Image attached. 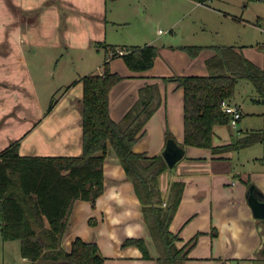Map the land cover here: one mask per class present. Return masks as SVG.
Here are the masks:
<instances>
[{"label":"crops","instance_id":"crops-1","mask_svg":"<svg viewBox=\"0 0 264 264\" xmlns=\"http://www.w3.org/2000/svg\"><path fill=\"white\" fill-rule=\"evenodd\" d=\"M183 1L191 2L193 8H211L195 0ZM108 6L109 0H0V151L20 140L22 155L81 154L84 94L81 77L102 74L105 59H109L111 71L124 76L110 92V112L114 120L123 119L140 98L143 87L158 86L161 104L146 123L145 134L134 145L136 152L148 156L163 155L169 140L168 130L170 139L179 146L183 147L185 139L184 88L163 77L209 74L207 60L215 55L212 45L242 46L245 56L264 68V43L249 44L241 34H235L234 40L214 41L202 35L183 42L177 37V24L169 29L171 38L160 41L152 38L143 44L158 47L154 64L147 70H132L122 56L113 57V52L106 54L105 51L100 60H94L102 51L95 42L107 39L110 26L115 28L119 23L116 15L112 18L106 15ZM186 15L188 12L181 17ZM263 20L264 13L257 18V21ZM203 24H208L202 21L200 28L205 32L207 28ZM257 26L264 32V22ZM113 41L117 40L107 43L115 45ZM180 45L205 48L192 57L179 49ZM62 49L65 52H59ZM125 51L126 48L119 53ZM37 57L41 59L40 65L32 67ZM54 62L53 71L44 68ZM65 65L60 81L57 80L52 89L50 75ZM37 67L39 71L45 69L42 72L47 89H64L55 107L45 114H42L38 83L32 74ZM243 80L239 79L237 85ZM253 86L249 100H240L236 91L226 99L241 110L240 128L230 122L215 125V146L232 143L252 132H264V96ZM60 106L63 114L59 116ZM104 173L105 190L95 203L83 199L75 202L65 246L70 249L73 240L81 237L97 242L106 258L105 264H160L157 260L160 253L134 183L111 146ZM173 181L185 183L170 225V230L181 237L178 246L183 247L200 233L184 264H264V218L255 213L249 201L252 186L258 201H264V141L225 151L185 146L183 157L159 175L164 203H167ZM131 237L144 238L148 248L150 238L157 253L149 248L151 258H144L136 245H124ZM25 260L27 258L21 257V262Z\"/></svg>","mask_w":264,"mask_h":264},{"label":"trees","instance_id":"trees-1","mask_svg":"<svg viewBox=\"0 0 264 264\" xmlns=\"http://www.w3.org/2000/svg\"><path fill=\"white\" fill-rule=\"evenodd\" d=\"M195 1L206 4L209 0ZM105 47L106 54L113 52V57L122 56L136 71L151 68L158 54V47L153 44L133 45L124 53H119L113 44L106 43ZM178 48L196 57L205 46L180 45ZM212 48L215 55L207 60L209 74L163 77L178 82L185 91L183 148L198 146L225 151L264 141V132H252L229 144H213L215 125L229 123L230 117L222 110V102L234 96L239 79L250 80L264 96V68L247 58L242 46L212 45ZM103 65L102 74L81 77L84 87L81 154L22 155L20 140L0 151L2 238L4 241L19 239L22 257L33 264H105L106 258L97 242L76 237L68 249L64 241L75 202L83 199L95 203L104 193V163L111 146L134 183L160 253L158 262L184 264L200 236L197 234L179 247L180 235L170 230L185 183L173 181L167 203L163 205L159 175L168 168L165 157L161 154L148 156L134 150V145L145 134L146 123L161 104L158 86L143 87L137 102L122 120L116 121L110 112V92L124 76L111 71L109 59H105ZM56 102L54 99L48 112ZM167 136L172 138L169 130ZM129 244L139 247L144 258H151L144 238H127L124 245Z\"/></svg>","mask_w":264,"mask_h":264},{"label":"rangeland","instance_id":"rangeland-1","mask_svg":"<svg viewBox=\"0 0 264 264\" xmlns=\"http://www.w3.org/2000/svg\"><path fill=\"white\" fill-rule=\"evenodd\" d=\"M206 5L211 8H203L201 6L193 8L194 5L191 2L183 0H109L106 15L111 18L116 15L119 23L115 24V28L110 26V33L107 39H103V44H96L95 42V46L97 45L96 47L102 51L94 60H100L102 55H105V44L110 40H117L113 42H115L117 51L120 52L122 49L133 45L141 46L152 38L159 41L162 38H171L172 33L169 29H171L173 24L179 26L176 27L177 37L183 42L196 40L202 35L214 41L222 39L234 40L232 38L235 37V34H241L249 44L258 46L264 43V32L257 26L258 16L264 13V2L262 0H209ZM187 12L188 15L182 18V14ZM241 20L245 21V23ZM202 21L208 24H203L207 28L205 32L200 28L202 27ZM260 23L262 24L263 22ZM144 31H146V34H143ZM241 40L244 39L241 38ZM93 51L97 53V50L94 49ZM59 52L65 51L62 49ZM37 54H40V52H37ZM37 58V61L33 62L32 67L40 65L41 59L40 57ZM54 66L55 62L50 66L44 65V68L53 71ZM44 68L43 70H45ZM39 69L37 67L32 71V74L38 83L42 98V114H45L49 111L53 100L58 99L64 92L63 88L51 90L55 88V82L57 80L58 82L60 81L63 75L62 69H66V65L59 67L56 73L52 72L53 74L50 75V82L53 83L52 89H47L45 86L43 70L39 71ZM243 81L237 85L236 94L240 100H249L254 84L248 79ZM58 109L57 115L60 116L63 112V107L60 106ZM238 123L235 126L236 128L240 126ZM223 129L225 130L226 128L223 127ZM111 151L112 149H110V153ZM146 233L149 236L148 232ZM149 239L147 241L151 252L157 253L153 241ZM20 248L21 241L19 239L3 240L0 220V264L21 262Z\"/></svg>","mask_w":264,"mask_h":264},{"label":"water","instance_id":"water-1","mask_svg":"<svg viewBox=\"0 0 264 264\" xmlns=\"http://www.w3.org/2000/svg\"><path fill=\"white\" fill-rule=\"evenodd\" d=\"M185 154V148L178 145L177 141L174 139H169L166 144V148L163 151V156L165 157L168 165L173 167L175 163L180 160ZM250 204L253 206L255 213L264 218V201H258L257 196L254 192V187L250 188ZM16 264H33L30 260H25V262H18Z\"/></svg>","mask_w":264,"mask_h":264},{"label":"built area","instance_id":"built-area-1","mask_svg":"<svg viewBox=\"0 0 264 264\" xmlns=\"http://www.w3.org/2000/svg\"><path fill=\"white\" fill-rule=\"evenodd\" d=\"M222 110L230 117L229 118L230 124H232L233 126H236L239 119L242 117V113H241L239 106L235 104H230L229 102L224 100L222 102ZM164 205H166V203H164Z\"/></svg>","mask_w":264,"mask_h":264}]
</instances>
